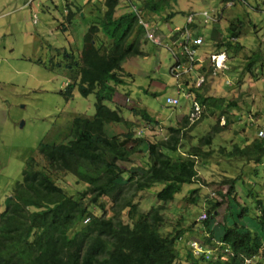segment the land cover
<instances>
[{"label":"trees","instance_id":"trees-1","mask_svg":"<svg viewBox=\"0 0 264 264\" xmlns=\"http://www.w3.org/2000/svg\"><path fill=\"white\" fill-rule=\"evenodd\" d=\"M101 1L102 6H98L102 15L90 24L84 35L80 60H76L73 53L68 56L70 81L61 91L67 99L74 96L76 88L83 96L95 92V113L92 116L76 115L63 140L55 143L42 141L39 153L44 164H40L34 155L26 159L22 179L16 183L12 195L6 198V208L0 212V264H184V259L190 264H201L202 259L207 260L204 256L195 257L193 251H187L183 258L177 242L183 238L185 228L178 222L172 229H164V204L173 202L185 184L197 181L198 158L206 160L213 155L215 150L210 148L213 140L218 132L231 124L229 110L238 102L231 100L225 104V98L206 96L199 90L189 89L206 105V110H212V114L219 110V115L226 117L225 124L220 117L214 131L201 138L199 144L184 141L186 126L191 128L197 123L189 124V114L179 126H170L169 133L161 139L148 140L146 136H137L133 121L105 101L114 100L117 86L126 82L122 74L124 63L132 56H144L143 45L148 39L134 11L130 9L117 16L120 0ZM163 1L143 0L141 9L154 12L158 3ZM221 1L225 3L227 0ZM72 5L74 10L67 12L69 22L82 10L81 5L74 2ZM191 26L196 27L198 23L193 22ZM244 27L242 17L232 20L228 27L229 38L215 43L214 51H227L226 68L220 73L231 79L238 77L240 68L232 69L230 59L239 58L241 52L248 53L243 64L245 71L255 75L254 68L264 66V46L249 43L254 46L251 48L239 41ZM194 65L195 69L199 67V75L205 71L208 75L210 67L202 66L199 57ZM245 71L242 69L241 74ZM224 85L229 86L226 79ZM131 111L150 123H159L146 108L133 106ZM112 123L125 125L127 131L110 136L107 126ZM247 140L244 144L237 142L231 150L221 146L220 152L228 158H244L255 166L254 173L259 174V165H264V137ZM146 142L148 166L120 163L134 161V155ZM60 173L75 176L87 187L78 197L69 194L57 182ZM237 181V178L225 180L223 183L229 184V190L219 194L236 201ZM158 185L162 187L156 191V197L162 203L141 212L136 201L138 193ZM255 187L252 185L247 195L258 197ZM198 191H191L190 200L193 202L198 201ZM210 201L212 207L207 208L208 218L203 221L210 234L204 243L216 247L219 252L217 259L208 260V264H245V258H252L250 264H264L261 260L264 257V202L257 199V207H261L262 212L256 219L262 233L234 217L236 220L231 225L225 222L221 239L215 240V230L211 229L210 223L219 213L218 208L224 204V199ZM109 206L111 215L107 213ZM93 207L101 209L102 214ZM249 210V206H242L238 214L242 216ZM195 225L193 223L191 228ZM218 242L222 244L218 245ZM226 248L233 254L229 260L222 258Z\"/></svg>","mask_w":264,"mask_h":264},{"label":"rangeland","instance_id":"rangeland-1","mask_svg":"<svg viewBox=\"0 0 264 264\" xmlns=\"http://www.w3.org/2000/svg\"><path fill=\"white\" fill-rule=\"evenodd\" d=\"M95 1L0 0V212L6 208V198L12 195L16 183L22 179L26 159L34 155L40 164L45 163L39 153L40 143L63 140L76 115L92 116L95 113V92L83 96L76 88L70 99L61 92L70 81L68 56L73 53L75 59L80 60L84 35L90 24L102 15L98 2ZM72 2L81 5L82 10L69 22L67 12L69 6L73 9ZM142 3L143 0H120L116 15L134 6L141 9ZM158 5L155 12L142 10L144 16L152 22L156 35L164 41L163 44L144 41L145 55L132 56L124 63L122 74L126 82L117 86L114 100H106L105 103L113 109H119L126 119L133 121L137 136L158 140L169 133L170 126H179L184 116L189 114L191 101L185 96L186 90H199L206 96L225 98V104L231 100L238 102L237 106L229 110L231 124L224 131L218 132L213 140V146L210 147L215 150L213 155L206 160L198 158L197 181L185 184L173 202L164 204V229L170 230L178 222H181L180 227L185 228L183 238L177 242L185 258L187 251L192 252L189 244L191 240L202 242L210 234L202 220L207 208L212 207L210 199H224V204L218 208L219 213L210 223L211 229L215 230V240L221 239L224 234L225 222L231 225L236 219L262 233L256 217L262 212L261 207H257V199L264 202V165H259V174L254 173L253 164L241 157L228 158L220 152V147L226 146L231 150L237 142L244 144L248 141L247 138L252 140L259 136L260 128L264 129V66L257 65L254 68L255 75L245 71L243 64L248 53L241 52L239 58L230 59V67L233 69L238 66L240 69L237 72L238 77L232 79L233 87H229L230 85H224L225 75L210 71V61L206 57L207 53L216 49L215 41L209 40L207 36L211 32H217L221 40L229 38V23L238 17H242L245 23L239 41L251 48L254 46L249 43H260L259 46H264V0H235L234 5H226L221 0H164ZM206 9L223 12V18L217 23L197 22L198 26L193 27L197 34L202 31L205 36L204 45L199 48L197 58L204 60L205 66L210 67L205 82L198 89L195 87V80L199 76V67L182 74V77L171 72L172 67L177 65L178 57L184 61L180 72L189 66L177 47L182 37L175 28L186 24L189 13ZM145 37L147 38L146 35ZM261 52L263 53L262 50ZM262 58L264 60V53ZM242 69L244 74H241ZM130 72L134 75H129ZM169 95L180 96V105H167L166 97ZM133 106L146 108L159 123H150L141 116L134 115L131 111ZM211 111L206 110V116L200 117L193 127L186 126L187 138L184 141L188 144H199L201 138L214 131L220 117L222 124H225L226 117L220 116L219 110L214 114ZM252 113L254 118L248 116ZM126 131L123 124L112 123L107 126L110 136ZM147 146V142L142 145L141 151L134 155V161L120 163L127 166L132 163L148 166ZM127 174L125 172L126 177ZM58 177V184L74 196L78 197L87 187L71 174L60 173ZM228 178L238 179L237 202L219 194L229 190V184L223 183ZM252 185L256 186L258 197L247 195ZM161 187L162 185H158L138 193L136 201L140 204L141 212L162 203L156 197V191ZM195 189H199L197 202L190 200L193 195L191 191ZM213 192H216L215 195H212ZM242 206H249L250 210L241 216L238 213ZM109 208L110 206L107 213L111 215ZM93 209L102 214L101 209ZM193 223L196 225L191 228ZM218 252L219 250L214 252L210 259H202L201 264L216 260ZM261 260L264 263V257ZM183 261L184 264H190L185 259Z\"/></svg>","mask_w":264,"mask_h":264},{"label":"built area","instance_id":"built-area-1","mask_svg":"<svg viewBox=\"0 0 264 264\" xmlns=\"http://www.w3.org/2000/svg\"><path fill=\"white\" fill-rule=\"evenodd\" d=\"M234 0H229L226 2V5H234ZM132 11H134L138 17V22L141 26L144 27L146 31V36L149 40L156 44H163V40L160 39L154 30V26L151 21H149L145 16L143 11L138 8L137 6H134L132 8ZM221 12L217 11L216 9L212 10H202L199 12H192L187 15V21L186 24L183 27H176L175 31L180 32L182 34V40L178 42L177 47L181 51V55L184 56L186 63L189 65L185 67L183 72H180L179 69L182 67V64L184 63L183 60L178 59L177 65L173 66L171 69V72L173 75L182 77V74L187 73L189 71H192L195 68L194 62L197 58V52L199 48L204 44L205 38L202 34H197L195 30L193 29V26L191 24L194 22L198 23H217L220 20ZM198 18V20H197ZM156 29V28H155ZM174 53V52H173ZM176 56V53H174ZM207 60L210 61V66L212 68V72L214 74L224 72L226 68V61H227V53L226 51H213L208 53ZM201 63L204 61L200 58ZM208 67V66H207ZM210 70V68H208ZM206 80V74L202 73L198 76L197 80H195V87L199 88L202 86V84ZM227 84H232V81L227 78ZM187 92L185 96L187 98H190L191 101V110L189 112L190 115V125L197 122L198 119L204 116L206 112V105L203 104L199 99L195 98V96ZM181 103L180 96H173L169 95L166 97V104L169 106H178ZM259 137H264V129H260L258 133ZM212 195H215V192L212 193ZM208 218V214L204 213L202 216V220H205ZM190 247L193 251V254L196 257H202L204 256L206 259H210L212 255H214V252H216V247H211L209 244L204 243V241L199 240H191L190 241ZM221 242H218V245H221ZM231 249L226 248L225 252L222 256L223 259L229 260L230 256H232ZM252 262V258H245V263L250 264Z\"/></svg>","mask_w":264,"mask_h":264},{"label":"crops","instance_id":"crops-1","mask_svg":"<svg viewBox=\"0 0 264 264\" xmlns=\"http://www.w3.org/2000/svg\"><path fill=\"white\" fill-rule=\"evenodd\" d=\"M90 2H94L95 0H89ZM95 2H98V5L101 7V4H102V1L101 0H96ZM142 6V5H141ZM99 9H101V8H99ZM72 10H74V6H73V9L69 6L68 7V12H71ZM155 12V11H154ZM123 13V12H122ZM222 14H223V12H222ZM222 18H223V15H222ZM222 20V19H221ZM221 20H220V22H221ZM235 20V19H234ZM214 26V25H213ZM177 27H179V26H177ZM177 32V31H176ZM217 32H211L208 36H209V38H210V40L211 41H215V43L216 42H220L221 41V38L216 34ZM181 34V33H180ZM200 34H202L203 36H204V33L201 31V33ZM181 37H182V34H181ZM204 38H205V36H204ZM204 45V44H203ZM213 52V51H212ZM175 56V55H174ZM177 59H179V58H177ZM174 62V61H173ZM205 65V62H202V66H204ZM132 75H134L132 72H130ZM239 112V111H238Z\"/></svg>","mask_w":264,"mask_h":264},{"label":"clouds","instance_id":"clouds-1","mask_svg":"<svg viewBox=\"0 0 264 264\" xmlns=\"http://www.w3.org/2000/svg\"><path fill=\"white\" fill-rule=\"evenodd\" d=\"M227 1H229V0H227ZM226 1V2H227ZM235 1V0H234ZM225 2V3H226ZM140 8V7H139ZM132 10V9H131ZM142 10V9H141ZM144 13V12H143ZM222 12H221V16H220V20L222 19ZM220 20H219V22H220ZM144 31H145V29H144ZM145 35H146V31H145ZM148 39V38H147ZM149 40V39H148ZM149 41H151V40H149ZM205 42V41H204ZM222 51H226V50H222ZM220 52V51H219ZM226 53H227V51H226ZM207 55H208V53H207ZM179 58V57H178ZM179 59H181V58H179ZM227 59H228V55H227ZM177 60V59H176ZM178 61V60H177ZM226 63H227V61H226ZM225 78L227 79L228 77L227 76H225ZM231 81H232V79L231 78H229ZM227 81V80H226ZM227 83V82H226ZM228 85H232V84H228ZM186 90V89H185ZM249 117H251V118H254L253 116H254V114L252 113V114H249L248 115Z\"/></svg>","mask_w":264,"mask_h":264}]
</instances>
